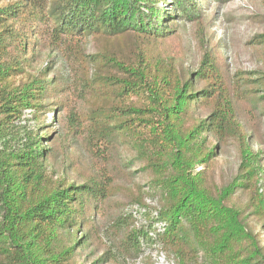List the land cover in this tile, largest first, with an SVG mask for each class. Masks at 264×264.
Returning <instances> with one entry per match:
<instances>
[{
	"label": "trees",
	"instance_id": "trees-1",
	"mask_svg": "<svg viewBox=\"0 0 264 264\" xmlns=\"http://www.w3.org/2000/svg\"><path fill=\"white\" fill-rule=\"evenodd\" d=\"M202 1L0 0V264L137 256L147 234L129 215L102 218L139 172L156 197L138 184L128 203L158 198L167 228L157 241L176 264H264V140L241 116L264 99V72L230 73L216 58ZM186 24L201 52L195 69L181 60ZM44 53L63 74L32 72ZM27 113L32 128L20 125ZM73 145L91 167L56 176L54 156ZM232 145L234 173L217 183L213 168Z\"/></svg>",
	"mask_w": 264,
	"mask_h": 264
},
{
	"label": "rangeland",
	"instance_id": "rangeland-1",
	"mask_svg": "<svg viewBox=\"0 0 264 264\" xmlns=\"http://www.w3.org/2000/svg\"><path fill=\"white\" fill-rule=\"evenodd\" d=\"M201 8L204 14V33L209 42V46L216 58L221 59L230 73L243 72L251 74L256 71L264 72V0H232L224 4H219L215 0H203ZM194 26L186 24L181 29V37L183 43V58H181L184 66L195 69L200 61L201 52L197 45L194 35ZM91 52L92 47H88ZM50 67L52 73L49 79L54 74L64 73L62 63L55 56H48L45 53L32 67V72L40 71L42 68ZM51 100L47 103V112L45 113V124H50L53 120V115L50 111ZM241 108L242 118L252 120L255 123L258 135L264 140V99L256 102L249 101L243 104ZM247 111L249 113L247 114ZM21 127L32 128L33 124L30 114H25V118L21 121ZM233 146V145H232ZM227 147L222 155L218 158L213 171L215 181L220 183L222 180L230 178L236 167V153L234 146ZM125 155V153H124ZM130 165L131 171H138L139 164L132 161L130 155L125 156ZM52 167L56 176L64 175L66 178L75 177L76 172L86 170L91 167L87 156L78 145H73L71 149L59 151L52 160ZM201 168H197L200 171ZM141 186V193L150 191L152 196L156 194L152 190H148L146 180L142 173H138L132 183L126 181L120 182L121 190L118 196L113 200L119 204V208H111L109 219L102 218V225L112 220L114 217H128L129 208L133 205L139 208L145 207L141 214L136 215V219L131 217V228L137 232L140 226H144V216L152 211L155 206L146 205L144 199H151L150 196H145L141 204L128 203L130 196H136L137 191L135 186ZM158 199V198H157ZM156 199V200H157ZM157 208L158 203L156 201ZM131 209V208H130ZM143 209V208H142ZM145 214V215H144ZM144 215V216H143ZM140 225V226H139ZM264 240V234H263ZM145 243V242H144ZM109 245V244H107ZM148 246H150L148 244ZM143 246L137 256L130 258H120L117 264H164L160 259L159 250L153 251L152 246ZM165 260L168 261L166 255ZM176 264V263H175Z\"/></svg>",
	"mask_w": 264,
	"mask_h": 264
},
{
	"label": "built area",
	"instance_id": "built-area-1",
	"mask_svg": "<svg viewBox=\"0 0 264 264\" xmlns=\"http://www.w3.org/2000/svg\"><path fill=\"white\" fill-rule=\"evenodd\" d=\"M156 199H144V202L146 203V205H152L155 206V208H152V211L150 213H148L147 215H143L145 220H144V226H140V230L144 231V233L147 234V238H150L152 241V244H150L149 247L152 248L153 251H161L160 255H159V259L164 263V264H175V260L173 258H168V261H166L165 256L166 255L162 249H161V245L158 243L157 238L162 235L164 233V231L167 228V223L165 221H162L159 219V214H158V208H157V204H156ZM138 205V204H137ZM138 206H143V205H138ZM138 206H131L129 208V210H131V212H129L128 215H130L131 217H133L134 219H136V215L137 214H141L142 211H144V209H146L145 207L139 208ZM168 257V256H167Z\"/></svg>",
	"mask_w": 264,
	"mask_h": 264
}]
</instances>
